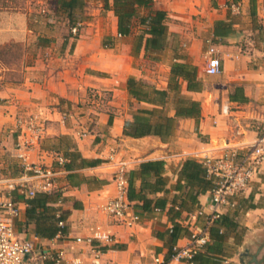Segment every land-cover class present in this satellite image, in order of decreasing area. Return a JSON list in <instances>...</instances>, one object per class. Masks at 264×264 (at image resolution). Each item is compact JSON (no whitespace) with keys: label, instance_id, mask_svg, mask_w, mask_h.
<instances>
[{"label":"crops","instance_id":"obj_1","mask_svg":"<svg viewBox=\"0 0 264 264\" xmlns=\"http://www.w3.org/2000/svg\"><path fill=\"white\" fill-rule=\"evenodd\" d=\"M234 3L239 9L230 7ZM153 10L166 11L169 36L167 46L149 58L143 46L138 49L136 40L143 28L140 17ZM85 15L77 34L67 27V34L56 40L32 27L27 13L0 11V45L18 42L34 53L21 63L19 78L6 79L15 67L5 66L0 74V175L15 176L21 170L15 156L16 117L39 114L45 132L30 151L29 160L60 169L55 189L64 201L55 205L70 210L65 236L55 244L51 238L40 237L41 241L64 248L69 262L80 258L82 264H91L90 246L76 238L90 236L92 228L100 226L99 232L113 239L94 242L103 249L102 264L152 263L158 255L168 264H193L170 257L171 247L189 246L191 236L183 235L172 244L169 230L173 221L168 209L175 196L182 198L188 191L184 181L178 186L179 170L187 158L202 162L205 156L220 155L229 147H249L264 132V0H151L148 6L139 7L129 34L119 32L117 16L105 8L104 0H86ZM218 22L224 23L216 34ZM39 35L49 37L50 42L40 44ZM211 45L221 59L219 74L205 72ZM176 60L197 66L200 89L188 90L187 82L182 81L181 93L201 102L199 120L181 118L167 141L155 135H125V121L139 107L152 106L129 94V77L168 89L171 64ZM153 63L164 73L153 70ZM174 94L169 90L170 98ZM226 103L230 105L228 114L222 111ZM168 112L175 114L172 101ZM109 144H117L119 157L128 161V177L137 192L144 185L141 163L164 162L161 174L167 191H153L147 184L143 193L152 199L166 197V207L148 213L141 207L142 201L135 199L131 213L140 219L132 226L100 209L116 195L114 168L105 159ZM60 156L65 158L62 165L57 162ZM147 179L153 182L156 176L151 173ZM211 192L198 196L200 209L207 213L211 212ZM17 196L22 206L19 229L24 237H31L34 224L26 226L27 203L21 194ZM232 196L237 208H230L235 205L231 203L222 213L236 214V221L246 231L241 240L237 231H228L226 255L220 264H264V170L242 193ZM187 217L184 211L179 221L189 223L191 231L208 225L206 218Z\"/></svg>","mask_w":264,"mask_h":264},{"label":"trees","instance_id":"obj_2","mask_svg":"<svg viewBox=\"0 0 264 264\" xmlns=\"http://www.w3.org/2000/svg\"><path fill=\"white\" fill-rule=\"evenodd\" d=\"M150 2L151 0H104L105 8L112 9L117 16L118 30L121 34H129L131 32L133 19L138 15L139 7L148 6ZM85 6L86 0H53L54 13L67 19L71 32L73 27H77L75 34L78 33L81 23L86 19ZM30 16L32 20L31 26L35 27L33 19L38 22L39 13L33 12ZM166 18L167 13L164 10H153L149 14L140 17V24L143 28L136 40V45L138 49L143 46L149 58H153L154 53L160 52L168 44L169 35ZM223 23H217L216 34L221 33L219 26ZM38 42L47 44L50 42V38L39 35ZM176 57L178 59L181 58V56ZM182 81L187 82L188 90L200 89L201 85L196 65L180 60L174 61L171 64L168 89L157 88L142 79H137L133 76L129 77L127 80L129 94L139 102H146L152 106L139 107L133 113V117L125 121L124 134L131 137L155 135L159 136L163 141H167L174 135L181 118L194 117L199 120L201 117V102L181 93ZM169 90L175 91L172 98L169 97ZM170 101H172L175 110L174 115L168 112ZM163 169L164 162L162 160L142 162L140 171L144 174V185L139 192L136 191L131 179H129V200L134 202L135 199H140L142 201L141 207L148 213L152 212L155 207L160 209L166 207V197L152 199L147 197L144 194L145 192L143 193L147 184L152 187L153 191L161 189L167 191L165 187L166 181L161 174ZM151 173L156 176L153 182L147 179ZM181 181H184L188 191L182 198L175 196L172 199V205L168 209L169 217L173 221V226L169 230L172 244L183 235L191 236V225L189 223L183 224L179 219L184 211L191 213L199 210L198 196L213 189L215 186L214 177L209 175L204 164L195 158H187L181 165L178 186ZM62 201H64V197L57 189L48 192H36L33 197L26 199V226L29 227L30 224H34L33 233L42 238H53L59 232L66 233V224L60 226L59 223L60 221L65 222L70 210L55 205ZM231 203L235 204L233 196L230 198ZM237 206L238 204L236 203L230 208L235 209ZM235 215L228 211L223 212L211 224L207 225L210 240L195 251L187 261L193 264L222 263L226 255L225 244L228 231H237L238 240H241L246 231L244 227L239 226ZM200 218L205 220V216L202 215H198L196 220ZM171 249L173 255L175 253L173 246Z\"/></svg>","mask_w":264,"mask_h":264},{"label":"built area","instance_id":"obj_3","mask_svg":"<svg viewBox=\"0 0 264 264\" xmlns=\"http://www.w3.org/2000/svg\"><path fill=\"white\" fill-rule=\"evenodd\" d=\"M233 10L239 9L238 4H231ZM72 31L77 32V27ZM121 35V34H119ZM217 49L211 45L208 50V58L205 66L207 74H219L222 72L221 59L217 55ZM224 114L230 111L229 103L222 107ZM15 129L18 139L15 146V156L20 160L21 172L15 176L0 175V264H28L37 254L41 261H52L53 264H82L80 258L72 262L67 260V251L64 248L51 247V243H44L35 234L24 237L19 229L18 222L22 213L21 202L18 194L26 199L33 197L38 191H52L57 186L60 169L55 165L31 162L29 153L40 142L45 132V124L39 114L30 113L16 117ZM120 150L117 144H109L106 161L113 170V182L116 187V195L100 206L106 215L120 223L132 226L140 218L131 213L133 202L128 198V161L119 157ZM59 165L65 162L60 156L57 159ZM203 164L209 175L215 179L212 189L211 212L203 209L188 213L187 220H193L198 215L205 216L208 225L222 214V208L230 204V197L242 193L253 177L264 170V132L249 147L239 149L226 148L220 155H207L203 158ZM160 211V208H156ZM60 226L65 222L60 221ZM100 226L92 228L94 233L87 237H77V242H85L90 246L91 264H102L103 249L95 245L96 239L100 242H111L110 234L99 231ZM191 244L185 248L175 247V253L171 259L187 261L193 253L205 245L209 240L208 227L204 229L193 228ZM65 233L59 232L51 238L53 244L63 238ZM168 264L166 258L158 255L152 263Z\"/></svg>","mask_w":264,"mask_h":264},{"label":"rangeland","instance_id":"obj_4","mask_svg":"<svg viewBox=\"0 0 264 264\" xmlns=\"http://www.w3.org/2000/svg\"><path fill=\"white\" fill-rule=\"evenodd\" d=\"M5 10L21 11L22 13H27L29 17H31L30 14L33 12L39 13L38 22L33 19V24L39 29L40 33L47 36L51 35L53 39L58 40L68 32L67 19L62 15H56L53 11V0H0V11ZM33 54L32 49H26L18 42L0 45V74L3 73L2 68L5 66L15 67L16 70L7 72L6 79L15 80L19 78L21 75L19 71L21 63L30 59ZM151 66L159 74L164 73V69L161 66H157L154 63ZM28 264H41L37 254H34L33 260H30Z\"/></svg>","mask_w":264,"mask_h":264}]
</instances>
